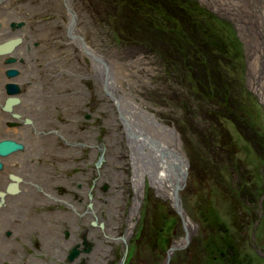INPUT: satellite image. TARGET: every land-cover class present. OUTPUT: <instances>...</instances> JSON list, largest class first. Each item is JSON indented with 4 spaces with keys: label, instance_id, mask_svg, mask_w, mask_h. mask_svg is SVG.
Returning a JSON list of instances; mask_svg holds the SVG:
<instances>
[{
    "label": "rangeland",
    "instance_id": "rangeland-1",
    "mask_svg": "<svg viewBox=\"0 0 264 264\" xmlns=\"http://www.w3.org/2000/svg\"><path fill=\"white\" fill-rule=\"evenodd\" d=\"M74 1L77 22L76 16L73 20L75 14L73 19L68 17L70 12L65 10L63 0H20L14 3L16 11L19 5L23 7L17 11L22 20L11 21L10 30L18 29L12 28L11 24H20V28L26 29L31 36L27 51L33 49L39 65L28 67L27 79H34L35 73L39 74L41 87L43 64L49 60H53L49 68L70 66L77 76L84 77L91 66V59L83 54L84 48L90 49L100 62L112 66L115 85L124 93L128 92L129 98L135 99L150 118L175 131L187 166L184 181L176 182L179 188L175 200L179 208L174 200L158 193L146 176L139 211L133 219L134 226L129 234H125V218L134 189L130 183L132 171L128 166L129 149L123 126L115 114L109 113L107 105L110 101L99 91L97 94L93 80L78 82L80 88L85 86L92 90L93 105L85 112L89 119L83 118L76 127H87L94 133L97 143L102 140L99 134L109 147L112 143L108 137L116 138L120 142L121 154L117 166L124 167L123 172H117L114 185L109 186L112 179L107 176L99 184L108 186L105 192L117 202L105 213V229H97L99 231L87 239L95 244L89 245L91 255L103 250L93 259L100 262L104 258L103 264H119L121 257L124 261L121 264H264V101L260 98V94L264 95V0H217L215 3L211 0H167V3L146 0L151 12L154 8L161 13L159 18L165 30L144 20L150 14L148 10L143 9L141 16L136 17L134 5H122L123 0ZM109 2L114 7H108ZM225 3L232 5L230 10L220 8ZM193 5L200 6L207 13L203 15L194 11ZM60 23L76 29L73 40L56 38L54 33L61 29ZM166 36L171 37L173 44L191 43V55L187 56L176 46L170 49L165 42ZM160 52L163 58L157 57ZM182 56L186 63L184 69L179 66ZM230 56H235V60ZM11 59L14 61L8 64L5 61V65L19 62ZM254 59L251 64L250 60ZM168 60L175 61V67L179 68L173 71ZM237 66H243V70L238 69L240 73L234 77ZM186 68L202 82L190 92L181 90L187 89ZM216 69L226 73L220 77ZM8 70L18 71L14 67L6 72ZM5 76L11 80L17 75L9 77L5 73ZM233 78L239 79L243 84L239 86L246 89L244 98H233L237 88L231 89V95L220 94L231 88L229 82L233 84ZM34 81L37 83L38 79ZM8 84L26 90L30 81H24V86L6 83L5 87ZM212 91H220L221 98L229 96V99L215 101ZM4 92L7 93L5 88ZM191 95L194 101L189 102ZM207 95L211 105L201 101ZM180 98H185L183 108ZM239 101L246 108L240 107ZM212 105L220 114L218 120L211 112L207 113ZM132 136L136 142L146 139L153 142L145 135V124L141 121ZM140 147L141 153H147L143 144ZM94 162L93 159L92 165ZM84 169L85 165H79L78 169L72 168L70 174L84 172ZM64 172L67 171L56 173L55 181L57 178L64 181L58 182L55 189L59 194L70 195V201L78 190L73 189L74 185L67 188L63 184L70 175ZM63 201L68 204L67 200ZM70 203L75 209L77 204ZM117 209L120 220L114 224L109 219L117 218L112 214ZM188 220L191 225L189 238L184 229V221ZM109 233H114L116 238L122 235L125 238L105 242ZM179 241L180 244L173 245ZM228 241L230 246L227 249Z\"/></svg>",
    "mask_w": 264,
    "mask_h": 264
},
{
    "label": "flooded vegetation",
    "instance_id": "flooded-vegetation-1",
    "mask_svg": "<svg viewBox=\"0 0 264 264\" xmlns=\"http://www.w3.org/2000/svg\"><path fill=\"white\" fill-rule=\"evenodd\" d=\"M159 1L167 3V0ZM146 2V0H123L122 5L126 3L133 4L136 17L139 14L141 16L143 9L148 10L150 14L144 20L151 24L153 22L155 24L161 23L157 10L152 8L151 12V6H148ZM152 2L157 1L152 0ZM76 5L74 0H63L65 10H71L68 13V17L71 19H73L72 16L75 14L73 9H76ZM107 6L114 7L110 2ZM75 16L77 22L76 14L73 20L75 21ZM59 26L61 29L54 33L57 39H69L70 41V39L73 40L75 38L76 29L74 30V27L70 30L71 26L64 23H60ZM83 54L87 59H91V61L88 59L91 66L87 68L88 73L84 77L77 76L70 66L61 65L49 68L48 66H52L53 60L44 63V68L47 71L41 73L42 84L40 87L42 93L40 113L44 115L40 124V135L43 141L38 152L39 156L35 158L34 155H28L27 157L29 168L24 176L25 184H23V190L27 188L35 189L36 180H39V184L43 185L47 190L39 194L30 193L28 195L24 203L23 232L20 235L18 229H15V240L9 243L7 255L5 254L6 248L0 247V264H103L104 258L100 262L93 259L94 256H97L103 250L91 255L89 245L93 246L95 244L87 241V239L97 229H105L106 225L104 227L103 225L98 226V228L95 225L93 230H87L89 229V221L99 222L100 220L97 217L88 218L86 213L84 214L86 218L80 221L75 220V210L80 208L78 198L87 199L85 196L90 190L94 193V189L97 188H100L103 192L102 195L104 197H101L103 203L106 202L105 195L107 193L105 191L108 186H100L101 180L105 176L112 179L109 185L111 187L117 181V172H123L124 167L117 166L121 159L119 141L117 144L111 142L112 147H109L106 145L105 139L99 134L98 137L102 138V140L99 139V143H97L98 140L94 133L87 130V127L82 129L76 127L77 123L81 122L83 118L89 119V114L85 112L93 105L92 90L85 86L80 88L81 86H78V82L93 80L94 90L97 94H99V91L102 96H107L110 101L109 105H107L110 109L109 113L115 114L114 116L118 118L123 126L122 130L125 136L127 131L131 134H129V138H132V140H134L132 136L134 132L132 129L130 130L124 117H126V113L134 111L137 102L135 99L129 98L128 92L124 93L115 85V71L113 72L112 66H105L103 62L94 58L88 48H84ZM101 58L104 59L102 56ZM94 64H97V66H94ZM130 85L132 83H129ZM27 119L30 121L29 118H25L24 124H27ZM51 135L52 137L49 139ZM90 137L93 138L94 144L90 142ZM108 140L111 141V138L108 137ZM125 142L128 143V140L125 139ZM75 145H78L79 148H74ZM108 150H111L114 155L119 157L108 161ZM18 152L20 151H15L11 154L16 155ZM8 157L9 155L1 158L0 163L4 164V159ZM93 159L95 162L92 165ZM79 165H85L84 172L78 171L70 174L71 169L75 167L78 169ZM63 170L67 171L64 172L67 175L68 173L70 174L63 184L67 188H70V185H74L73 189L78 190L70 198L72 203L77 204L75 209L69 201L70 195L59 194V190L55 189L58 187V182L64 181L59 178L55 181V175L56 173L60 174V171ZM82 173H86L88 178L83 177L82 175L84 174ZM92 173L94 179H92ZM87 183L89 188H85ZM2 187H5V185ZM111 191L112 189L109 192ZM131 199L134 200V198ZM63 200H67L68 204ZM95 200H93L94 204H96ZM83 208L86 209V212L90 209L89 206ZM100 211L103 213L102 216H104V208L100 209ZM101 223L103 222L101 221ZM104 223L106 224L105 217ZM91 224L94 225V223ZM89 231L90 234L88 235ZM120 240L122 241L121 237L115 238L117 242ZM122 244L124 246V243ZM74 251L78 252L75 257L72 256ZM74 258H78V260L76 259L75 261ZM123 262L121 257L119 264Z\"/></svg>",
    "mask_w": 264,
    "mask_h": 264
},
{
    "label": "bare ground",
    "instance_id": "bare-ground-1",
    "mask_svg": "<svg viewBox=\"0 0 264 264\" xmlns=\"http://www.w3.org/2000/svg\"><path fill=\"white\" fill-rule=\"evenodd\" d=\"M17 1L20 0H0V141H13L16 146L21 148L17 150L20 151L18 154L13 155L9 153V157L3 161L4 164L0 163V247L3 249L6 248V255L9 243L15 240V229H18L20 235L23 232L24 203L28 195L30 193L39 194L47 190L43 185L39 184V180L35 181V189L27 188L23 190V184H25L24 176L29 168L27 157L28 155H34V157L37 158L39 156L38 152L42 146L43 139L40 135V124L44 115L40 113L42 93L40 91L39 74L35 73L34 75V79H38L37 83L32 78L27 79L26 76V73L28 75L29 72L27 71L29 66H39L36 53L33 52L32 48L31 51H27L26 48L27 44L29 45L28 41L31 39V36L24 27H15L18 29L14 28L15 30L13 31H11L9 27L11 21L19 22L22 20L20 13L17 11H20L23 7L19 5L17 11L13 7L14 3ZM211 1L215 3L217 0ZM231 7L232 5L230 3H225L224 7L221 6L220 8L224 11H228ZM71 28L72 27H70V29ZM250 51L252 52V50ZM11 58H15V61L19 62L11 66L5 65L4 62ZM29 58L31 60H29ZM254 62L255 59L250 60L251 64H254ZM172 63L174 65V62ZM94 66H97V64H94ZM10 67H14L18 70L16 71V78L11 80L5 76L6 70ZM252 67L253 66H251V68ZM46 71L47 69L44 68L42 73ZM26 80L30 81L26 90L25 88L17 89L13 94L8 95L6 93L8 96L5 94L4 88L6 83H18L19 86H24L23 83ZM181 90H183V88H181ZM8 97L9 99L7 100ZM260 98L264 101V95L260 94ZM127 115L125 121L130 130L132 129L133 132L137 131L140 127V121L143 122L145 124V135L152 139L153 142L147 139L136 142V140L129 138L130 133L126 131V139L128 140L127 148L129 149L128 166L132 171L130 183L133 185L135 196L133 195V203H131L128 215L125 218L127 221L125 234H129L134 226L133 219L139 211V202L143 193V185L146 176H148L150 180V185L156 189L158 193L168 196L170 199L174 200V204L177 205L174 192L177 185L180 183L182 172L185 170L183 153L180 149L177 135L173 129L166 127L162 123H157L150 118L139 104H136L134 111ZM25 118L30 119L27 124H24ZM66 128H68V126H66ZM51 137L52 135L49 136V139H51ZM90 139V142L94 144L93 138L90 137ZM111 142L117 144L118 140L113 138ZM140 144H143V148L148 149L147 153H141ZM107 154L109 157L108 161L119 157L118 155H114L111 150H108ZM6 156L7 155L0 156V159ZM82 174H84L82 175L83 177L86 179L88 178L86 173ZM176 182L179 183L177 184ZM4 185L5 187H2ZM85 185V188H89L88 183ZM100 191V188L94 189V193L90 190L87 196H85L87 199L78 198L80 208L75 210V220L80 221L86 218L84 215L85 213L88 218L97 217L100 220L99 222L89 221V229L87 230H93L95 225L96 228L101 225L104 227L106 211L112 210L114 208V203L117 202L115 197L106 194V202L103 203L101 197L104 196L102 195L103 192L100 193ZM126 197H128V195H126ZM94 199H96V204L93 203ZM87 206H89L90 209L86 212V209L83 207ZM102 208H104V216H102L103 213L100 211ZM112 214L117 216V218H110L109 221H113L115 224L120 220L118 209L114 210ZM101 221L104 224L101 223ZM184 222L186 225V235H190L191 225H188L190 221ZM91 223H94V225ZM89 234L90 231L88 232V235ZM109 234L105 241H108V243L114 241L116 238V236H113L114 233L110 236ZM124 238L125 236L122 235V241ZM97 243L101 247V242L97 241ZM180 243V241L174 242L173 245ZM97 249L99 250L98 246Z\"/></svg>",
    "mask_w": 264,
    "mask_h": 264
},
{
    "label": "trees",
    "instance_id": "trees-1",
    "mask_svg": "<svg viewBox=\"0 0 264 264\" xmlns=\"http://www.w3.org/2000/svg\"><path fill=\"white\" fill-rule=\"evenodd\" d=\"M191 8L194 10V11H199V12H202V14L204 13H207L206 11H204L200 6H198V5H193V7L191 6ZM157 10V14H161L159 11H158V9H156ZM203 14V15H204ZM163 15V14H162ZM206 16H209V15H206ZM168 21V20H167ZM177 22H178V20H177ZM177 22L175 21V24L177 25V29H180L178 26H180V25H178L179 24V22H178V24H177ZM156 27L157 28H162V30H165L164 28H163V23H159V24H157L156 25ZM182 29V28H181ZM172 31L173 32H176L175 30H174V28H172ZM178 38L180 37L181 38V36H177ZM179 38V39H180ZM165 42L167 43V46L168 45H170V49L173 47L174 49H175V46L177 47V49L179 50V51H185L186 53H187V56H190L191 55V53H192V51H193V49H192V44L191 43H189V42H180V43H175V44H173L172 43V40H171V37H168V36H166V39H165ZM163 54H162V52H160V55L159 56H157V57H161V58H163V56H162ZM230 58H231V60H235V56H230ZM172 62H174V65H173V63ZM167 63L169 64V66H172L173 68V71L174 70H176V69H178L179 67H175V66H177L176 64H175V61H170V60H168L167 61ZM184 66L183 67V69L185 68V66H186V63H185V60H183V56H182V59H181V61H180V64H179V66ZM238 69H240V70H243V66H237V68H236V72H235V75H234V77H237L238 76V74L240 73L239 72V70ZM186 70L188 71V79H187V81H185V84H186V86H187V89H183L185 92H190V90H195V89H197L198 88V86H200V83H202L201 81H200V78L199 77H197V76H194V75H192L191 73V71H189L187 68H186ZM216 72L217 73H219V76L220 77H222L223 76V74L224 73H226L225 71H223V70H219V69H216ZM195 77V78H194ZM229 82V81H228ZM230 84H231V88L230 89H224L222 92H220V94L222 95H224V94H227V95H231L230 94V92H231V89H236L237 88V90H236V95H233V98L234 99H239L241 96L244 98L246 95H247V91H246V89L244 88V86H239V85H243L242 84V82L239 80V79H234L233 78V84L231 83V82H229ZM224 85L225 86H227L228 84H227V82H225L224 83ZM195 86L197 87V88H195ZM219 92L217 93L216 91L215 92H213L212 91V97H213V99L215 100V101H219L218 99L220 98L221 100L222 99H229V96H226L225 98H221L220 97V94H219ZM234 93V94H235ZM194 95H196V94H194ZM210 97H208V95H207V97H203L202 99H201V101H203V102H207L209 105H211L210 104V102L209 101H207V99H209ZM191 101H194L193 100V98H192V95L191 96H189V102H191ZM185 103V98L184 99H182L181 101H180V105L182 106V108H183V104ZM207 103H205V104H207ZM219 105L221 104V103H218ZM240 107H242V108H246L244 105H242V103H240V101H239V103H237ZM223 105H225L224 103H223ZM252 106H255V105H252ZM216 107H214L213 105H212V108H211V110L210 111H207V113L209 112H211V114L215 117V118H217V120H218V115H220L219 114V112H217V110L215 109ZM242 110H244V109H242ZM205 111V112H206ZM236 111V110H235ZM235 113V115H236V117H238V115H237V111L236 112H234ZM223 116V115H222ZM229 116V115H228ZM230 116L231 117H234L232 114H230ZM236 117H234V118H236ZM240 123H244V122H242V121H240V120H238ZM245 125H248V124H246V123H244ZM230 246V243H229V241L227 242V245H226V248L228 249V247ZM224 248H225V246H224ZM228 253H230L229 252V250H228Z\"/></svg>",
    "mask_w": 264,
    "mask_h": 264
},
{
    "label": "water",
    "instance_id": "water-1",
    "mask_svg": "<svg viewBox=\"0 0 264 264\" xmlns=\"http://www.w3.org/2000/svg\"><path fill=\"white\" fill-rule=\"evenodd\" d=\"M11 26H12V28H15V27H19L20 24H19V25L11 24ZM92 56H93V55H92ZM93 57H94V56H93ZM6 62H7V63H11V62H13V60H12V59H8ZM15 73H16V72H14L13 70H8V71L6 72L7 76H9V77L15 75ZM5 89H6L7 94L9 95V94H13V93H15V92L17 91L18 88H17L14 84H8V85H6ZM18 149H21V148H20L19 146H16L15 143H14L13 141H12V142H10V141H0V156L8 155L9 153L15 152V151H17ZM185 160H186V159H185ZM185 160H184V161H185ZM186 167H187V166H186V164H185V170L182 172V175H181L180 181H181V180L184 181V179L186 178ZM178 188H179V187H178ZM178 188L175 189V192L178 190ZM175 192H174V194H175ZM175 206H176V208H179V205H178V204L175 205ZM178 211H179V210H178ZM185 227H186V225L184 224V229H185ZM187 238H189L188 235H187ZM87 251H88V250H87ZM77 254H78V252H77V251H74V252L72 253V256L75 257V256H77Z\"/></svg>",
    "mask_w": 264,
    "mask_h": 264
}]
</instances>
